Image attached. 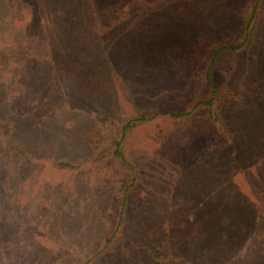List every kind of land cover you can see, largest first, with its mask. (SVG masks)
Instances as JSON below:
<instances>
[{
	"label": "rangeland",
	"instance_id": "obj_1",
	"mask_svg": "<svg viewBox=\"0 0 264 264\" xmlns=\"http://www.w3.org/2000/svg\"><path fill=\"white\" fill-rule=\"evenodd\" d=\"M211 68L227 137L196 109L133 127L136 166L117 231L125 167L107 137L130 117L206 93ZM0 115L38 156L0 157V264H264V0H0ZM81 159L73 170L55 158ZM99 160V161H97Z\"/></svg>",
	"mask_w": 264,
	"mask_h": 264
},
{
	"label": "trees",
	"instance_id": "obj_2",
	"mask_svg": "<svg viewBox=\"0 0 264 264\" xmlns=\"http://www.w3.org/2000/svg\"><path fill=\"white\" fill-rule=\"evenodd\" d=\"M251 21V17L248 19L244 32L236 43H226L219 46L213 47L209 57V66L204 73V81L206 84L205 95L197 100L190 101L186 103L181 109L175 111H162L146 113L137 117H130L119 122L112 134L107 137L106 140V155L111 160L119 162L125 167L126 178L120 186L118 191V207H117V225L115 230L117 231L119 225L123 221L124 211L128 199V192L135 185L136 181V166L132 161H130L124 152V140L127 133L139 124L150 121L157 116H168L173 121H184L187 117L191 115L196 109L204 108L206 110L207 119L214 124L222 136L227 137L228 129L227 126L223 124L220 117L218 109L216 107V102L218 100V90L217 87L211 81V68L216 63L218 56L225 55L231 51H236L241 48L242 45L248 39V28ZM6 47L0 42V61L9 57L17 60L18 54L13 51V43L9 42ZM15 131V126L13 121H11L7 116L0 115V157L12 164L28 163L38 159L36 152L32 150L31 146L20 140L10 138L11 133ZM81 159H67L64 157L55 158L51 160L50 165L58 170H73L76 169L80 163ZM99 161V160H97ZM115 230L113 233L104 241L103 246L99 249L91 258H88L81 262L80 264H90L93 259L97 258L102 252H106L112 249L113 246L112 239L115 236ZM112 242V243H111ZM111 243V244H110ZM110 244V246H108Z\"/></svg>",
	"mask_w": 264,
	"mask_h": 264
}]
</instances>
